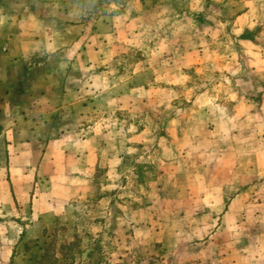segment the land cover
Here are the masks:
<instances>
[{
    "label": "rangeland",
    "instance_id": "rangeland-1",
    "mask_svg": "<svg viewBox=\"0 0 264 264\" xmlns=\"http://www.w3.org/2000/svg\"><path fill=\"white\" fill-rule=\"evenodd\" d=\"M8 1L23 2L0 0V15ZM78 7L51 20L62 45L88 34L101 46L94 71L104 79L89 84L74 130L93 133L99 151L85 159L88 174L59 177L58 186L82 189L63 202L51 177L24 175L43 162L44 143L38 154L8 143L9 110H0V264H264V0ZM122 12L130 27L110 59L104 21ZM79 20L89 31L73 25ZM11 63L0 59V72L23 86L33 68ZM47 170L60 174L62 160Z\"/></svg>",
    "mask_w": 264,
    "mask_h": 264
},
{
    "label": "crops",
    "instance_id": "crops-1",
    "mask_svg": "<svg viewBox=\"0 0 264 264\" xmlns=\"http://www.w3.org/2000/svg\"><path fill=\"white\" fill-rule=\"evenodd\" d=\"M35 1H37L35 4H31L30 0H23L20 5L17 1L1 4L4 11L0 15L2 50H0V59L11 65V62L17 58L27 66V71L33 68L35 74L29 73L31 76L29 79L23 77L27 80L23 86L12 87L10 83L14 76L10 74L11 72H0V87L6 90L3 93L0 110H9L3 125L7 142L13 143L14 147L18 144L23 145L20 148L31 154H38L41 151L43 162L36 164L33 170H30L32 165L28 168L24 167V175L31 176L37 173L51 177L55 184L53 190L62 193L61 199L66 202L67 194L73 195L71 198H76L82 189L79 186H71L76 184L58 186L63 182L59 177H64L66 181L65 177L88 174L89 171L83 173L84 169L88 170L85 159L92 158L99 151L95 146L93 133L90 137L81 138L74 130L78 126L80 114L84 111L89 94L94 88V84L93 86L89 84L104 79L103 74L94 71L102 60L97 57L98 52L95 47L101 46L98 39L88 40L87 38L93 37L88 34L84 36L87 37L85 39L83 36L77 37V40L69 46L62 45L56 38L55 23H52L51 17L74 15V12L80 9L78 1L82 0H59L63 8H47V5L42 6L41 0ZM116 17L114 20L105 19L107 21H104L103 27V49L116 48L110 59L117 56V48L119 51L121 42L125 40V32L130 27L124 12ZM83 23L79 20L73 25L86 32L89 31L90 24L83 26ZM78 49L81 50V56ZM7 51L8 54L5 56ZM63 52L66 53L67 60L60 56ZM60 62L70 64L74 72L70 74V79L63 74ZM80 64L83 65L82 73L77 74ZM41 66H44L43 69H40ZM36 67L39 69L38 72L35 70ZM12 95L19 97V102L13 105H11L12 99L8 98ZM68 121H71L70 124H66L69 123ZM52 127L57 129L53 131ZM21 128L27 130L23 139H21L23 135L20 134ZM41 143H44V147L38 152L37 145ZM57 159L62 160L63 171L60 174L55 171L48 172V166L54 168ZM41 168L42 170L46 168L47 172L41 171ZM61 174L64 176H60ZM76 192H78L77 196Z\"/></svg>",
    "mask_w": 264,
    "mask_h": 264
}]
</instances>
